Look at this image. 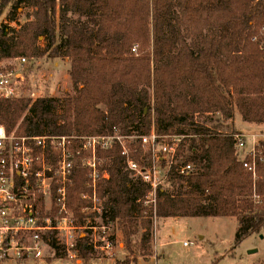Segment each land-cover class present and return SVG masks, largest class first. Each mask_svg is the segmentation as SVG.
Instances as JSON below:
<instances>
[{
    "label": "trees",
    "instance_id": "obj_1",
    "mask_svg": "<svg viewBox=\"0 0 264 264\" xmlns=\"http://www.w3.org/2000/svg\"><path fill=\"white\" fill-rule=\"evenodd\" d=\"M23 5L32 9L25 23L0 24V67L19 57H66L73 93L0 98L8 133L140 136L153 129L182 136L155 204L145 203L150 187L126 169L119 144L98 150L99 169L108 174L97 184L101 225L119 228L128 251L117 264L151 255L159 218L234 217L236 244L263 232L264 141L243 157L238 132L197 117L229 121L237 111L246 122L264 124V0H0V16L10 8L9 21L17 22ZM128 145L133 160L149 163L140 139ZM183 164L193 169L180 174ZM91 192L87 170L76 167L67 207L79 226L95 217L86 211L92 199L83 197ZM48 242L56 257L65 250L54 232ZM75 249L85 262L98 257L88 233Z\"/></svg>",
    "mask_w": 264,
    "mask_h": 264
},
{
    "label": "built area",
    "instance_id": "obj_2",
    "mask_svg": "<svg viewBox=\"0 0 264 264\" xmlns=\"http://www.w3.org/2000/svg\"><path fill=\"white\" fill-rule=\"evenodd\" d=\"M16 61L19 67H24L26 57L16 58ZM12 66L0 67V98L21 97L23 75ZM255 136L252 134V137ZM246 137V134H236V148L243 157L253 153L257 145L256 141L247 151ZM130 138L140 139L142 147L150 151L151 160L147 165H140L130 156L128 143L133 141L127 140ZM181 139L180 135H158L153 129L149 134L140 136L121 135L118 131L108 135L85 136L16 135L8 133L6 127L0 124V264L12 258L27 260L44 257L50 247L48 238L52 232L61 235L67 252L72 257L76 256L79 235L76 236L75 232L89 225H76L74 217L68 212V187L73 182L75 168L86 169L92 192L83 197L92 199L93 207L98 211L96 218L101 220L97 184L108 174L99 169L101 160L98 150L111 149L119 144L125 156L126 169L150 187L145 203L155 204L158 189L165 188L169 183V171L176 160ZM192 169L191 164H183L177 171L187 174ZM42 202L43 206H40ZM102 228L103 232L109 229L105 225ZM100 240L102 243L99 244L92 240L94 248L113 249L110 235H103Z\"/></svg>",
    "mask_w": 264,
    "mask_h": 264
},
{
    "label": "rangeland",
    "instance_id": "obj_3",
    "mask_svg": "<svg viewBox=\"0 0 264 264\" xmlns=\"http://www.w3.org/2000/svg\"><path fill=\"white\" fill-rule=\"evenodd\" d=\"M10 8L0 16V24H9L12 27H19V24L25 23L32 9L27 6H21L17 11V22H10L8 18ZM43 38H40V45H44ZM13 66L16 67L23 75L20 84L21 97H32L33 99L40 96H55L62 98L67 93H73L68 70L70 60L66 57L52 58L47 55L43 57L30 58L26 57L24 67H19L16 59L12 60ZM4 64H9L6 62ZM2 63V68H5ZM12 66V67H13ZM203 123L226 131V127H234L238 132L246 134V150H250L254 143L264 141V124L260 127L250 126L244 121L239 113L235 119L228 122L229 125L223 124L221 117L214 115H205L199 118ZM252 133L255 137H252ZM254 138V139H253ZM134 140L133 138L127 139ZM91 213L95 217L85 221L84 226L76 230V236L89 234L92 240L98 244L102 243L100 238L105 235L116 238L112 250H103L95 248L97 258L85 262L77 255L70 256V253L60 248V256L56 257L51 247L47 249L44 257H31L27 260H17L15 258L4 261L2 264H117L123 261L128 255L125 248V242L122 232L116 226L104 230L101 220L96 218L98 211L91 208ZM76 224V223H75ZM77 225V224H76ZM79 226V225H78ZM91 226H96L92 228ZM237 220L234 217H166L154 220L151 238V255L138 257L131 264H264V230L262 233H254L246 237L239 244L235 243V233ZM59 245L63 246V237L56 235ZM141 231L132 238L133 247L139 245ZM187 245H184V243ZM122 244L121 246H119ZM65 246V245H64ZM256 250L255 252H251Z\"/></svg>",
    "mask_w": 264,
    "mask_h": 264
},
{
    "label": "crops",
    "instance_id": "obj_4",
    "mask_svg": "<svg viewBox=\"0 0 264 264\" xmlns=\"http://www.w3.org/2000/svg\"><path fill=\"white\" fill-rule=\"evenodd\" d=\"M237 111H236V113H235V116H234V118L233 119H235L236 118V116H237ZM206 115H214L215 117H221L219 114H206ZM203 116H205V115H201V116H198L197 118L199 119V118H202ZM222 118V117H221ZM222 120H223V124H226V125H229L228 124V122L229 121H231V120H229V121H226L225 119H223L222 118ZM250 126H255V128H258V127H260L262 124H256V123H250V122H247ZM227 129H225L226 131H228V132H232V131H236V132H238L234 127H229V126H227L226 127ZM238 133H241V132H238ZM253 134V133H252ZM122 244H120L119 246H121Z\"/></svg>",
    "mask_w": 264,
    "mask_h": 264
},
{
    "label": "water",
    "instance_id": "obj_5",
    "mask_svg": "<svg viewBox=\"0 0 264 264\" xmlns=\"http://www.w3.org/2000/svg\"><path fill=\"white\" fill-rule=\"evenodd\" d=\"M256 250H253V251H251V252H255Z\"/></svg>",
    "mask_w": 264,
    "mask_h": 264
}]
</instances>
